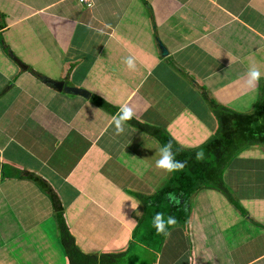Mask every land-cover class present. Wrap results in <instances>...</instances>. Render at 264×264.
Listing matches in <instances>:
<instances>
[{
  "label": "crops",
  "instance_id": "0c3cea01",
  "mask_svg": "<svg viewBox=\"0 0 264 264\" xmlns=\"http://www.w3.org/2000/svg\"><path fill=\"white\" fill-rule=\"evenodd\" d=\"M89 2L0 0V264L69 263L50 196L20 178L25 171L53 187L76 243L98 255L128 249L140 195L170 175L155 163L160 142L127 122L117 132L118 113L93 95L118 110L127 103L193 148L217 127L203 90L240 112L263 94L264 0ZM253 65L261 77L249 87ZM57 80L89 95L58 89ZM224 180L233 200L197 191L190 219L167 232L156 264H264V145L236 154ZM151 251L142 243L126 254Z\"/></svg>",
  "mask_w": 264,
  "mask_h": 264
},
{
  "label": "trees",
  "instance_id": "16d2710c",
  "mask_svg": "<svg viewBox=\"0 0 264 264\" xmlns=\"http://www.w3.org/2000/svg\"><path fill=\"white\" fill-rule=\"evenodd\" d=\"M28 70L34 71L31 66H28ZM202 96L217 120V127L204 143L193 148L182 147L163 128L144 122L135 115L133 119L126 121L155 137L161 146L170 141L176 153L175 159L182 161L184 167L170 172L164 185L154 194L140 195L144 203V211L134 230V239L124 252L100 255L84 252L76 243L75 236L66 222L62 202L53 187L33 172L25 171V175H18L20 178L31 179L50 196L58 237L68 257V264H131L126 253L131 250V246L142 243L148 249H152L151 264H156L157 251L161 250L166 237L163 233H157L152 225V217L157 212L163 213L165 217L169 215L175 217L176 223L167 226L168 232L173 226L188 222L191 214V197L204 187L217 189L229 200H233L224 180V171L235 155L245 147L264 145V91L257 106L250 112L233 110L210 97L205 90L202 91ZM92 100L111 114L119 111L118 107L101 96L93 95ZM197 151L203 152L201 159L196 158ZM10 166L7 164L6 170L13 169L12 166L9 169ZM17 170L24 173L23 170ZM12 173L14 174L13 171ZM16 173L19 174L18 171Z\"/></svg>",
  "mask_w": 264,
  "mask_h": 264
},
{
  "label": "clouds",
  "instance_id": "9594fccd",
  "mask_svg": "<svg viewBox=\"0 0 264 264\" xmlns=\"http://www.w3.org/2000/svg\"><path fill=\"white\" fill-rule=\"evenodd\" d=\"M124 64L129 69H135V61L132 56H126L123 58ZM248 79L246 84L251 87L258 81L261 77V72L256 66L249 67L247 71ZM134 111L133 109L127 104L123 103L119 106L118 114L114 115L110 121V123L115 127L117 132L123 131L124 122L131 120L134 118ZM159 151V159L155 161L156 166L160 168H164L169 172L179 170L184 167V163L182 161H178L175 159V151L172 149V144L169 141L165 143L162 147L158 148ZM203 157L202 151L196 152V158L201 159ZM176 223L175 217L173 216H166L161 213L157 212L152 217V225L155 228L157 233L167 234V226L173 225Z\"/></svg>",
  "mask_w": 264,
  "mask_h": 264
},
{
  "label": "rangeland",
  "instance_id": "374dc122",
  "mask_svg": "<svg viewBox=\"0 0 264 264\" xmlns=\"http://www.w3.org/2000/svg\"><path fill=\"white\" fill-rule=\"evenodd\" d=\"M19 43H23V37L22 36H19V40H18ZM8 163V162H6ZM10 169L12 168L11 166L9 167ZM193 210V209H192ZM151 256L152 254L151 253H139L138 254H135L133 256H131L130 260H131V264H151Z\"/></svg>",
  "mask_w": 264,
  "mask_h": 264
},
{
  "label": "water",
  "instance_id": "95a60500",
  "mask_svg": "<svg viewBox=\"0 0 264 264\" xmlns=\"http://www.w3.org/2000/svg\"><path fill=\"white\" fill-rule=\"evenodd\" d=\"M163 50H164V53H166V49L163 47ZM19 64L23 67H27L26 64L22 63L20 60H18ZM54 83V86L57 87L58 89H65L66 91H69V89H73L77 92H80V93H83V94H86L87 96L89 95L88 92L83 89V88H77V87H71V86H65L62 82V80H57V81H53Z\"/></svg>",
  "mask_w": 264,
  "mask_h": 264
},
{
  "label": "built area",
  "instance_id": "2783aa9c",
  "mask_svg": "<svg viewBox=\"0 0 264 264\" xmlns=\"http://www.w3.org/2000/svg\"><path fill=\"white\" fill-rule=\"evenodd\" d=\"M81 2H85L86 4H91L90 2H89V0H80Z\"/></svg>",
  "mask_w": 264,
  "mask_h": 264
}]
</instances>
